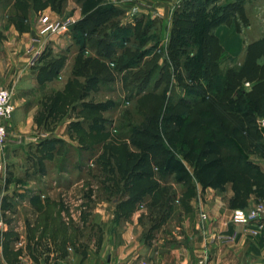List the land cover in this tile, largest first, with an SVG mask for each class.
I'll use <instances>...</instances> for the list:
<instances>
[{
  "label": "rangeland",
  "instance_id": "1",
  "mask_svg": "<svg viewBox=\"0 0 264 264\" xmlns=\"http://www.w3.org/2000/svg\"><path fill=\"white\" fill-rule=\"evenodd\" d=\"M183 1H175L166 21L123 10L89 34L90 26L71 28L82 18L79 0H0V24L27 21L39 30L42 13L74 21L30 39L38 38L33 50L40 53L31 65L28 53V66L41 72L40 91L28 95L40 108L27 132L8 131L1 264H104L108 256L114 264H208L213 255V264H244L250 253L238 252L234 241L197 236L196 225L209 220L196 211L192 174L179 183L139 160L150 146L180 156L185 137L201 142L211 132L223 153L264 147V134H245L226 107L229 96L264 100V40L230 58L208 36L217 26L209 27L197 61L196 29L179 8ZM228 8L237 12L222 24L235 18L240 36L264 38V0H216L206 15ZM168 113L183 115L182 126L166 127ZM257 114L264 120V106ZM201 238L205 250L197 257Z\"/></svg>",
  "mask_w": 264,
  "mask_h": 264
},
{
  "label": "crops",
  "instance_id": "2",
  "mask_svg": "<svg viewBox=\"0 0 264 264\" xmlns=\"http://www.w3.org/2000/svg\"><path fill=\"white\" fill-rule=\"evenodd\" d=\"M175 1L114 0L125 11L126 15L139 13L163 21L168 19ZM232 20L227 25L219 24L214 29L213 35L217 39L219 46L227 54V57L237 58L243 51L246 52L249 46L262 38H250L243 34L240 36L237 31L235 18ZM225 27L227 30H224ZM36 28L37 24L35 26L27 21L15 23L10 19L3 20L2 24H0V88H11L13 93H20L18 96L14 95L13 97L16 107L13 117L8 122L9 135L17 132V130L27 132L28 129L23 128H27L28 125L33 123V117L40 108L38 103L36 101L33 102L28 95L33 90L40 91L39 75L41 69L36 67L30 68L28 66V56L32 49L38 45L37 42L30 41L38 30ZM263 129L264 127L261 128L262 134H264ZM262 142L264 144V135ZM246 156L249 160L256 163L264 173V147L261 152L247 153ZM198 189V196L194 200L197 208L196 211L203 210L206 213L209 224L207 226L204 224L202 227L196 225L197 236L204 237L206 234L208 236H216L217 239L222 240H224V237H231L230 241H234V246L238 248V252L244 251L246 255L250 253L243 258L242 263L264 264V218L246 225L232 220L234 207L232 206L231 199L234 192L230 182L226 183L222 190L211 187L203 189L199 183ZM260 199L264 201V196ZM260 199H257L254 194H250L246 199V206L244 208L249 207ZM258 225H262L261 234L253 235L252 230L256 229ZM202 240L203 238H201L199 244L200 250H197L200 251L197 257H200L201 253L205 250V246L201 245L203 244ZM211 246L215 248L217 244L214 243ZM209 248V246H206L207 250H210ZM214 259H217L215 255L212 256L208 264H213ZM114 262V258L108 256L104 264H114ZM98 264H102L101 261Z\"/></svg>",
  "mask_w": 264,
  "mask_h": 264
},
{
  "label": "trees",
  "instance_id": "3",
  "mask_svg": "<svg viewBox=\"0 0 264 264\" xmlns=\"http://www.w3.org/2000/svg\"><path fill=\"white\" fill-rule=\"evenodd\" d=\"M79 1L81 2L80 10L82 18L74 22L71 28L83 29L86 26H90L88 30L89 34L95 32L103 23L109 21L110 18L118 16L123 12L120 7L105 4V0ZM215 1L184 0L179 6L182 11L189 12V17L192 18L189 21L193 23L191 27L193 30L196 29L194 35L196 51L193 55L197 61L204 58V43L206 37L204 34L206 29L222 24L237 12L235 8H228L227 11L219 13L214 17L206 15L207 5ZM228 5H233V3H228ZM219 9L221 10L223 8ZM192 29L189 28L186 32L189 34ZM208 36L212 37L219 47L215 36L210 35V33ZM101 40L98 39L97 44L100 45ZM261 40H264V38ZM250 48H252V45L248 49ZM105 53L108 54V52ZM255 59L258 58L256 57ZM262 100V97L259 96L251 100L244 98L236 100L232 96L226 99L228 112L237 116L242 124L241 130L245 134H256V136L261 137L262 127H259L257 124V113L259 108L264 106V100L263 102ZM170 111L171 108L167 110V112ZM184 120L185 118L181 114L168 113L162 117V121L166 127H181ZM134 142L136 146H141L140 142ZM233 149H230L231 153H223L224 149L221 140L211 132L209 137L201 142L195 136L185 137L180 148V156L169 151L159 150L157 146H150L144 149L139 160L142 163L143 161L150 163L160 175H172L175 181L179 183L186 182L192 174L203 189L211 187L222 190L223 186L230 182L234 192L233 198L231 199L232 206L234 208L245 207L246 199L250 194H254L257 199L264 196V173L256 163L248 159L245 151L237 148L236 150ZM260 149L262 150L261 144ZM190 167L192 168V172ZM245 174L248 177L244 180L243 176Z\"/></svg>",
  "mask_w": 264,
  "mask_h": 264
},
{
  "label": "built area",
  "instance_id": "4",
  "mask_svg": "<svg viewBox=\"0 0 264 264\" xmlns=\"http://www.w3.org/2000/svg\"><path fill=\"white\" fill-rule=\"evenodd\" d=\"M74 21L66 20L61 21L59 19L52 18L47 13H42L39 17V30L38 35L46 37L47 35L57 34L60 31L67 29ZM38 38H35L33 42H38ZM39 50L35 49L31 51V63L33 64L39 55ZM15 110V104L13 101V90L11 88H0V171L4 167L3 157L5 156L7 137H8V121L11 118ZM259 127L264 126L263 119H257ZM201 218H206V213L203 210L199 211ZM264 218V201L257 200L249 207H237L232 211V220L234 222L249 224L253 221ZM262 225H258L252 232L255 235L261 234ZM226 240H231V237H226ZM22 264H27L23 262Z\"/></svg>",
  "mask_w": 264,
  "mask_h": 264
},
{
  "label": "water",
  "instance_id": "5",
  "mask_svg": "<svg viewBox=\"0 0 264 264\" xmlns=\"http://www.w3.org/2000/svg\"><path fill=\"white\" fill-rule=\"evenodd\" d=\"M0 264H1V262H0Z\"/></svg>",
  "mask_w": 264,
  "mask_h": 264
}]
</instances>
